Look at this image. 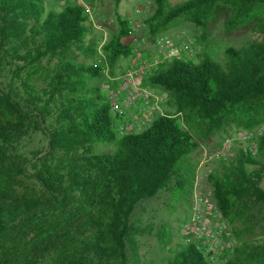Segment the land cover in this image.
Listing matches in <instances>:
<instances>
[{
    "label": "trees",
    "instance_id": "obj_1",
    "mask_svg": "<svg viewBox=\"0 0 264 264\" xmlns=\"http://www.w3.org/2000/svg\"><path fill=\"white\" fill-rule=\"evenodd\" d=\"M45 2L0 0V45L5 42L9 58L21 63L12 65L17 92L0 87V264H136L142 231L131 217L137 204L165 189L191 193L190 154L199 150V138L264 125V41L226 48L224 67L206 55L197 56L198 64L164 61L147 84L168 92L174 113L116 139L106 94L93 82L104 78L106 67L114 77L116 64L133 56L131 23L117 16L118 33L101 46L102 65L67 60L50 69L41 64L48 56L72 47L93 55L97 46L85 45L90 28L82 5L67 1L57 10ZM155 2L144 20L151 38L177 19L204 32L221 11L227 13V31L264 29V0ZM36 74L41 85L32 82ZM31 129L45 137L46 147L18 152ZM101 143H115L116 150L98 154ZM256 151V157L239 154L219 164L207 178L233 239L244 235L232 225L243 219L248 203L264 204V164L258 160L264 156V132ZM16 177L34 180L38 192L19 193ZM158 238L167 246L171 233L164 228ZM227 257L222 264H264V244L241 241ZM214 262L189 244L169 247L164 264Z\"/></svg>",
    "mask_w": 264,
    "mask_h": 264
},
{
    "label": "rangeland",
    "instance_id": "obj_2",
    "mask_svg": "<svg viewBox=\"0 0 264 264\" xmlns=\"http://www.w3.org/2000/svg\"><path fill=\"white\" fill-rule=\"evenodd\" d=\"M71 3H77L75 0H68ZM186 0H166L167 4L174 6L182 3ZM47 8H54L60 10L63 4L59 0H46ZM155 0H121L116 4L115 0H86L83 8L88 17L87 25H89L90 32L86 35L85 45L89 46L91 42H94L97 46V53L93 55L86 54L82 51L76 50L74 47L70 51L55 56H48L41 61L42 66L50 69L54 68L59 62L72 60L78 63L84 64H103V56L100 47L116 35L119 31V24L117 22V16L125 17L132 26L136 23L143 22L149 17L155 10ZM228 20L227 13L225 11L219 12L214 19L208 21L207 27L202 29L192 22L177 19L175 22L168 25V27L160 33L161 36L170 38L178 31H185L195 39L194 51L195 56L192 58L195 64H198L201 60L196 59V56L200 55L203 58L208 56L212 61L226 66L228 58L225 55V49L232 47L239 49L241 46L248 42H263L264 41V29L255 25L247 27H239L231 31L226 30V21ZM138 35L148 34V28L140 29L137 32ZM0 56L5 60L0 62V87L7 90L8 87L17 92V88H20V82L18 79H12L13 64H21L18 61L11 60L9 58V52H7V46L0 45ZM137 51L142 52L145 50L143 46H136ZM149 51V47H146ZM146 50V52H147ZM9 61L11 64H9ZM122 61H119L113 68L116 74L117 69L122 68ZM120 63L119 66H117ZM106 67V66H105ZM110 74V70H109ZM23 76V74H21ZM111 76V75H110ZM104 75L103 79H97L93 83L100 85L102 93L105 95L107 91V80ZM32 82L41 85L39 76L36 74L33 77ZM157 91L164 97L165 104L164 109L166 113H174L173 107L169 106V94L165 90L156 88ZM112 120V129L115 133L116 139L121 136L118 133L116 125V117L113 112L109 114ZM142 129L141 131H143ZM137 131L135 133H139ZM233 131H222L212 134L208 139L199 138L200 144L205 142L216 143L221 140L226 134ZM46 147L45 137L39 133L31 131L17 146L18 152L30 154L34 151H41ZM116 150L115 143H101L96 144L95 151L98 154L112 153ZM30 157V156H29ZM191 163L195 165L198 159H200V152L195 151L190 154ZM260 163L264 164V156L258 158ZM219 165H213V169H218ZM203 174L202 171H200ZM13 187L19 191L30 192L34 189L38 192L37 183L31 179H24L22 177H16V181L13 183ZM259 186L264 190V171ZM210 188V187H209ZM191 193L185 189L183 191L173 189H165L160 191L156 196L145 199L139 202L132 214L131 222L138 226L142 231L138 240V255L139 261L136 264H164L167 256V249L176 245L186 246L194 243L193 239L182 238L181 231L187 222L191 210ZM227 226L229 224L225 221ZM234 227L238 226L244 235L239 239L234 238L232 245H236L246 241H253L254 243L264 244V204L249 202L244 209V215L242 220H237ZM166 228L171 233V240L167 246H164L158 238V233ZM143 229V230H142ZM231 248V247H230ZM230 248L224 246L220 251V259L215 260L214 264H222L228 258L227 254Z\"/></svg>",
    "mask_w": 264,
    "mask_h": 264
},
{
    "label": "built area",
    "instance_id": "obj_3",
    "mask_svg": "<svg viewBox=\"0 0 264 264\" xmlns=\"http://www.w3.org/2000/svg\"><path fill=\"white\" fill-rule=\"evenodd\" d=\"M59 1L64 4L68 0ZM75 1L83 6L86 0ZM146 27L145 21L132 26L130 41L134 54L123 59L122 68L117 69L115 76H110L107 67L103 71L106 78L115 84L112 88L107 86L105 94L110 111L116 117L120 136L141 131L157 116L166 113L164 97L147 84L148 76L158 65L172 59L192 60L195 56V39L185 31H178L170 38L137 34ZM136 46H143L145 50L137 51ZM146 47H149V51ZM263 132L264 125L252 130L231 131L218 142H205L199 148L200 159L192 184L190 215L180 234L186 240L193 239L192 244L196 249L211 255L213 260L220 259L219 253L224 246L233 247V236L217 210L207 178L214 171L215 164L229 163L239 154L256 157L257 143Z\"/></svg>",
    "mask_w": 264,
    "mask_h": 264
}]
</instances>
